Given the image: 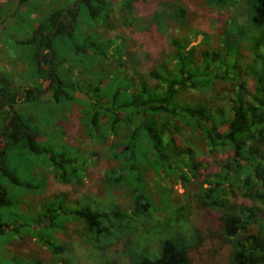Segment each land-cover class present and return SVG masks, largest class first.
<instances>
[{"label": "trees", "instance_id": "16d2710c", "mask_svg": "<svg viewBox=\"0 0 264 264\" xmlns=\"http://www.w3.org/2000/svg\"><path fill=\"white\" fill-rule=\"evenodd\" d=\"M43 1L18 0L14 11L0 8V20L15 19L18 26L16 18L23 7L28 8L23 18L28 24L21 28L29 37L16 44L20 60L28 64L25 82L32 88L21 98L18 92L24 87H13L0 76V175L18 183L7 169L10 152L48 154L34 129L41 114L27 116V107L46 104L58 118H65L78 104L85 127L97 141L105 140V131L113 139L126 137L122 146L115 144L110 150L118 165L107 171L105 180L111 192L128 189L134 201L129 214L116 205H106L104 210L86 206L78 211L79 220L85 223L86 241L102 249L124 239L134 255L132 264H191L190 250L202 237L200 229L189 228L183 218V211L190 215L189 209L173 210L166 203V216L158 221L160 231L166 225V236L160 242L150 237L156 231H139L138 225L156 206L143 178L146 171L154 170L161 182L174 178V172L182 183L204 175L202 168L207 164L198 160L196 151L168 135L169 125L172 136L186 126L212 153L224 155L214 172L206 174L205 185L195 197L209 210L207 219L219 228L220 238L230 245V264H264V0H201L210 12L207 19L219 13L226 16L217 48L210 46L209 31L189 21L190 11L183 0H151L157 7L147 17L134 12L133 0L125 1L124 11L115 10L114 0H51L60 6L52 4L49 9ZM67 11L73 16L68 22L61 18ZM41 12L42 16L36 15ZM31 17L35 25L29 24ZM123 21L134 35L155 29L165 38L159 63L146 74L141 75L146 61L137 52L149 43L140 44L135 52L132 36L122 34ZM200 35L204 36L201 45L208 46L198 52L194 40ZM247 77H252L253 87ZM217 83L233 86L228 109L185 98L207 92ZM59 131L64 135V129ZM58 159H50L57 171L62 168V158ZM63 162L72 174L77 173L72 161ZM11 206L7 189L0 186V238L10 230L18 231L4 221V210ZM43 217L46 226H52L53 213L48 211ZM34 231L55 256L69 253V262L57 258L55 264H72L73 260L79 264L67 245L44 240ZM170 233L176 235L167 236Z\"/></svg>", "mask_w": 264, "mask_h": 264}, {"label": "rangeland", "instance_id": "374dc122", "mask_svg": "<svg viewBox=\"0 0 264 264\" xmlns=\"http://www.w3.org/2000/svg\"><path fill=\"white\" fill-rule=\"evenodd\" d=\"M125 1L114 0L115 10L123 9L124 11ZM183 1L190 11L189 21L192 24L196 23L199 30L211 33L210 46L212 48L220 47L221 42L218 37L224 32L222 23L226 16L219 13L214 17L216 19H207L210 12L202 6L201 0ZM43 2L46 9H49V5L52 4L53 7L60 6L55 2L51 3V0ZM43 2L41 3L43 4ZM132 3L134 12L140 17L151 15L157 7L156 5L153 7L154 4L151 0H133ZM17 6L18 0H0V8L6 7L7 10L14 11ZM27 11L28 8L23 7L20 17L16 18L20 26L15 23V19L9 18L4 21V17L0 20V76L13 87H30V83L27 85L25 82L28 64L24 60H20L22 57L16 44L17 40L29 37V34L23 31L24 27L21 28L28 24L27 20H23ZM43 13L36 15L42 16ZM31 18L29 24L35 25L37 23L35 18ZM121 24L124 26L120 27L122 34L125 31L132 36V48L135 49V52L138 51L140 44L145 46V41L149 43V45L146 44L143 52L142 49L137 52L141 61L147 62H144L140 68L141 75L146 74L149 68H153L159 63L165 38L155 29L142 35H134V32L124 24V21ZM179 27L177 25V28ZM119 31L118 29L114 33L117 34ZM181 32L182 30L178 31L179 34ZM203 38L204 36L200 35L194 40V44L199 45L198 52L208 46L201 45ZM237 47L242 46L238 45ZM244 62L247 63V60L244 59ZM248 82L250 87H253L252 77H247ZM232 89L233 86L228 83H217L213 89L207 92L190 93L189 98L187 96L185 98L194 102L216 103L228 109L233 96ZM80 109L81 106L77 104L65 118H58L53 108L46 104H40V106L36 104L25 109L28 112L27 116L33 118L37 117V112L41 114L38 123L34 124V129L39 131V142L48 149V154L22 155L14 151L7 156V169L14 173L18 183H13L9 176L0 175V186L7 189L12 202V206L4 210V221L14 228L18 227V231L10 230L7 236L0 238V264H16L18 263L14 262L16 259L31 262H19L18 264H55L57 258L70 261L67 251L55 256L48 247L43 246L34 229L41 234L40 236L44 240L51 238L58 244L67 245L70 254L77 257L79 264H132L134 255L127 248L124 239L105 248L102 247V249L95 247L85 239V223L79 220L78 211L86 206L93 210H104L106 205H116L123 212L129 214L133 211L134 201L128 189H116L111 192L107 189L105 180L107 171L118 165L110 157V150L115 144L122 146L126 137L113 139L105 131V140L97 141V136H92L94 132L85 127ZM171 128L172 126L169 125L167 129L169 137H175L179 145L193 148L198 160L203 161L207 166L206 169L202 168L203 176L198 175L199 177L193 178L187 183H182L180 179H177V172H174V178L167 182L162 179L163 182H161L154 170L146 171L143 178L147 185V191L156 206L151 208L146 217L140 218L139 231L143 229L156 231V236L150 237L153 241L160 242V239H164L166 236V225L160 231L158 221L164 220L166 216L164 209L166 203H171L173 210H176L177 207H186L191 213L189 215L187 211L186 213L183 211V218L186 217L189 228L191 225H195L200 229L202 237L201 243L190 250L191 264H230V245L220 238L219 228L207 219L210 215L209 210L200 206L195 197L205 185L203 181L206 179V174L214 172L217 162L224 155L218 156L212 153L206 142L197 139L188 127L182 126L180 131L173 136ZM61 129L65 130L64 135L59 131ZM53 156L57 159L62 158L63 161H72V168L78 169L77 173L72 174L71 167L62 160L59 162L62 168L58 169L59 171L55 170L50 160ZM79 178L80 181H77ZM48 211L53 213L54 220L51 218L53 224L47 227L43 216ZM156 214L157 218L154 217ZM175 214L180 217L177 211ZM177 230L178 227H176V233ZM174 234L170 233L167 236ZM90 241H95V239L92 240L91 237ZM71 263L78 264L74 260Z\"/></svg>", "mask_w": 264, "mask_h": 264}, {"label": "flooded vegetation", "instance_id": "af4514ba", "mask_svg": "<svg viewBox=\"0 0 264 264\" xmlns=\"http://www.w3.org/2000/svg\"><path fill=\"white\" fill-rule=\"evenodd\" d=\"M71 6H73V5H71ZM73 7H75V6H73ZM77 8V7H76ZM66 14H67V16H62L61 18H63V19H65L66 20V22H68L70 19H72L73 18V16L70 14V12H66ZM27 90H32V88L31 87H29V86H27V87H24L23 88V92L21 91V92H18L19 94H20V97L21 98H23V96L24 95H26V91Z\"/></svg>", "mask_w": 264, "mask_h": 264}, {"label": "water", "instance_id": "95a60500", "mask_svg": "<svg viewBox=\"0 0 264 264\" xmlns=\"http://www.w3.org/2000/svg\"><path fill=\"white\" fill-rule=\"evenodd\" d=\"M47 51H50V49H47ZM14 114H15V113H14V112H12V116H14Z\"/></svg>", "mask_w": 264, "mask_h": 264}]
</instances>
